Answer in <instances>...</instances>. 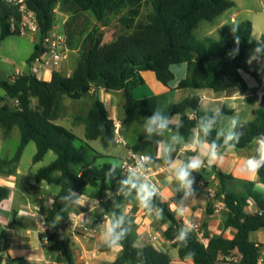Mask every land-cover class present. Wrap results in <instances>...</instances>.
<instances>
[{"label": "trees", "instance_id": "1", "mask_svg": "<svg viewBox=\"0 0 264 264\" xmlns=\"http://www.w3.org/2000/svg\"><path fill=\"white\" fill-rule=\"evenodd\" d=\"M144 1L26 0L28 9L36 16L42 35L55 26L54 9L59 8L60 12L68 15L64 25L67 46L77 50L80 58L74 72L68 77L53 71L51 81H46L32 72H23L13 79L0 80V90L3 91V94L0 93L2 134L8 137L15 127L20 132L17 151L12 158L0 160V170L4 165L17 164L30 142L37 147L34 163L42 161L50 151L55 153V160L40 168L35 175L37 182L45 181L60 187L45 218L46 230L40 236L42 248L48 252H61L66 264H75L71 247L60 234L58 222L54 227L52 224L57 215L62 217L64 225L70 224L72 207L88 186H99L110 192L98 193L100 201L91 229L96 230L103 225L108 215L114 216L113 222L122 218L117 231H126L121 241L122 250L114 264H173L171 256L161 248L153 244H138L126 227V214L122 206L134 201V196L138 194L132 184L139 185L143 183L142 179L125 174L121 164L105 160L113 157L102 155L89 144V141H99L104 149H108L116 143V123L110 118L106 104L97 97V91L102 88L124 91V129L139 117L149 119L154 113H159L166 121L180 116L178 124L167 123L164 129L150 125L149 130L130 147L135 152L149 155L152 162L155 133L158 131L175 132L185 141L198 132L202 142L209 146L215 144L217 151L226 150V136H219L218 126L233 110H203L200 98L190 95L167 108L162 106L159 96L136 99L133 90L145 84L142 72H153L168 87L175 78L171 67L186 63L187 75L178 88H211L216 93L227 94L248 88L244 74L262 80L248 59H264V36L260 40L253 37L249 20L223 26L219 40L211 37L198 40L196 37L195 32L203 21H212L221 16L234 6L233 1L150 0V11L143 16ZM20 17L16 7L0 0V44L10 36L20 35L12 30L11 24V19L17 24ZM111 19L114 20V39L108 44H100L95 37L100 28L108 26ZM237 26L236 32H233L232 28ZM40 51L41 47L37 44L29 62ZM87 93H91L92 105L85 115L74 117V125H85L84 140H81L56 121L61 117L66 96L78 101ZM15 101H18L17 105H10ZM252 115L250 122L239 125L233 131L240 136L236 150L251 147L255 138L264 134V108L254 110ZM77 140L81 142L80 147L75 145ZM193 156L186 157L185 163ZM198 174L204 184L213 176L218 180L219 195L225 203L223 231L233 228L235 233L232 237L227 238L223 234L211 236L206 220L201 229L206 242L198 239L193 231H190L186 243L178 241L176 236L185 226L156 189L150 201L151 210L143 207L144 211H157L156 218L167 225L162 232L163 239L177 249V256L181 260H189L193 264H219L232 255L239 257L238 264H258L263 255V246L250 240L249 234L264 229V193L255 188L254 181L237 179L216 165L208 167L207 161H204ZM258 175L264 184V167L259 169ZM10 193L9 187L0 185V204L9 198ZM252 202L257 205L253 212L249 210ZM213 206L210 202L206 205V216L214 214ZM3 238L0 235V245ZM109 250L104 244L100 249L101 252ZM2 251L0 246L1 261L4 260ZM12 260L8 259L7 264H11Z\"/></svg>", "mask_w": 264, "mask_h": 264}, {"label": "crops", "instance_id": "2", "mask_svg": "<svg viewBox=\"0 0 264 264\" xmlns=\"http://www.w3.org/2000/svg\"><path fill=\"white\" fill-rule=\"evenodd\" d=\"M231 1L234 2V6L232 8H235L236 11L229 13V10L231 9L230 8L221 16L210 21V25L205 27L203 30L205 35L204 39L211 37L219 40L223 26L233 22L238 23L246 21L245 19L238 20V17L246 15L245 17H249L247 20L252 23L253 37L257 40H260L262 36H264V0ZM56 15H59V22H61L64 28L68 15L60 12L59 10H57L55 16ZM203 22L199 25L198 29L201 28ZM56 24L57 23L55 21V25ZM56 26L59 28L58 25ZM198 29L196 31H198ZM215 33H219L218 37L214 36ZM27 37H29V39L35 44V47L37 44H39L40 38L38 36ZM2 47L3 44L1 43L0 50ZM250 58L252 60L253 57ZM249 59L248 62L250 66L258 73L262 80L258 81L252 78L250 75L244 74L243 77L248 84V88L245 91H235L227 94L225 92L216 93L211 88H178L177 86H179L180 81L186 78L187 75L186 63H179L171 67L175 78L168 85V87L160 82L153 72H142L145 84L136 87L133 90V96L136 99H146L152 96H159L161 98L162 106L166 108L180 103L189 95L198 96L200 98L201 109L203 110L221 111L224 108L233 110L232 113L226 116L218 126V131L220 133L221 125L225 122H228L229 130L233 132L234 129L239 125L247 124L253 119L252 112L254 110L264 108V59L261 58L262 64L259 66H254L251 61H249ZM28 64L29 70L26 72L21 71L20 73L32 72L33 62L28 61ZM40 71L44 72V77L38 78L51 81L53 70L42 69ZM40 71L35 75L38 76L39 73H41ZM56 71L60 72V74L62 73L60 68ZM70 71L71 72L66 75V77L71 76V74L74 72L73 70ZM16 75L18 74L13 75L10 79H13ZM96 94L97 97L106 104L110 118L113 119L115 123L122 124V119L124 117L123 107L126 101L124 91L102 88L97 91ZM233 116H237L239 119V123L235 128H232L231 126V119ZM139 119L140 117L135 120L133 124L139 121ZM179 120L180 116L176 115L170 118L167 123L176 125L178 124ZM132 125L123 131L124 138L128 139L130 147L135 144L140 135H142L144 132H147H141L140 135L132 138V134L129 132ZM198 134L199 133L196 132L190 140L188 139L185 141L175 132H157L156 146L154 150H157V157L162 158V156H166L167 161L161 162L154 167L150 165L149 171H151V173H148L149 179H147V182L149 185L154 186L156 191L161 194L166 202H169L170 204L173 202H180L183 204V208H185L186 211V218L189 221L200 222L203 224V222L207 220L209 225L208 231L211 236L215 237L223 234L225 237L230 238L235 233V230L233 228H229L223 231L225 206H220L218 211H214V214L211 217L206 216L205 209L207 203L206 201L202 200L200 196L204 188L200 190H192L194 194L185 198L184 187L179 181L175 179V169L181 164H186V157L194 155L192 158H199L203 162L207 161L206 153L209 151L210 146L208 143L202 142ZM227 134L228 133L222 135L220 133L219 136L224 137ZM78 138L84 140V138ZM90 142L91 141H89V144ZM257 147L258 145L254 140L251 147L246 149L236 150L235 148L232 151H229L228 149L224 151H217L223 157V160L221 162L218 159L214 165L219 167L225 173L234 175L237 179L254 181L255 188L258 189V191L264 193V184L260 182L258 172L249 174L242 173L240 171L243 161L248 157L254 156ZM110 148L103 149L108 151ZM169 149H171V151H169ZM127 150L129 151L130 148ZM98 152L106 157H116L114 154L101 151ZM119 157L123 159L125 156ZM105 160L109 161V158H106ZM16 165L17 164L4 165L0 170V185L9 187L11 191L9 198L0 204V235H3V239L5 240L3 250H5L9 255L8 259H13L11 264H66L61 252H48L42 248L43 244L40 236V234L42 232L44 233L46 230V215L50 211L52 202L60 190L47 196L43 193V187L46 191H48L47 188H50V186L54 184H47L45 181L29 182L23 186V189L18 190L16 188L18 181L17 175L21 174V170L16 167ZM199 170L191 172V175L197 178L198 186L203 184V181L200 180L198 176ZM212 178H214V176ZM189 179L191 178L189 177ZM258 185L260 187H257ZM99 188V186L96 188L88 186L85 189L84 194L78 198L72 207L70 224L63 226V222L60 225L58 224L59 222L57 223L59 226V232L64 237L66 236L64 234V230H66L67 237L65 238L71 247L70 250L74 257L75 264H114L115 260L120 254V251L122 250V247H120L116 252H114L113 249L104 252L100 251L98 258L96 257L95 249L103 245L102 234L105 231L106 226L109 223H112V217H110V219L108 218L103 225L99 226L92 235L87 233L76 235V233L71 230V224L74 219L75 222L78 221L83 223L88 221L86 220L88 219V213L93 216V213L97 209L100 201L97 196ZM179 196L180 199H177ZM136 202H138V206L142 210V217H146V219L151 222L153 220L152 216L157 214V211L145 212L140 204L138 195L134 196L133 202L126 203L122 206L124 213L127 214L130 210H132L133 205ZM194 206H197L196 212H189L190 209H194ZM256 209L257 205L252 202L249 210L253 212L256 211ZM70 230L72 232H70ZM163 231L164 230H162V232ZM252 235L255 236V238H252ZM249 238L250 240L263 246L262 256H264V229L251 232L249 234ZM139 244L147 245L150 244V242L147 239H144L139 241ZM164 244L169 245V242L164 241ZM158 248L161 247L158 246ZM161 250L165 252L164 249L161 248ZM174 250L175 252L177 251L176 248ZM8 259L4 257L3 261L0 260V264H7ZM236 260H239V257H236ZM173 264L193 263L173 262Z\"/></svg>", "mask_w": 264, "mask_h": 264}, {"label": "rangeland", "instance_id": "3", "mask_svg": "<svg viewBox=\"0 0 264 264\" xmlns=\"http://www.w3.org/2000/svg\"><path fill=\"white\" fill-rule=\"evenodd\" d=\"M150 0H145L144 1V5H143V13L142 15L144 16L145 14L149 13L150 11ZM236 9L235 8H231L229 10L230 12H235ZM246 15H242L240 17H238V20H242L245 19L247 20L249 17H245ZM264 16V15H263ZM262 16V17H263ZM55 21H56V25L59 26V34H62L64 32V28L63 25L61 24V22H59V15L55 16ZM59 22V23H58ZM256 22V21H255ZM210 25V21H204L201 28L198 29V31H196V36L199 40L204 39L205 35L203 33V30L205 27H208ZM1 31V29H0ZM219 33H215L214 36L218 37ZM114 20L111 19L108 23V26L106 27H102L100 28L99 32L97 33L95 39L96 41H98V43L100 44H108L110 43L113 39H114ZM3 47L0 50V80L4 81V80H8L10 79L13 75L15 74H19L21 71H28L29 70V58L33 55L34 51H35V44L29 39V37H27V35H15V36H10L9 38H7L4 42H2ZM73 51H77V50H73V49H69V53L68 56L62 61L61 65H60V70H61V75H68L71 71L70 70H75L77 62H78V58L79 57V53L77 52H73ZM251 63L254 66H259L262 64V59L260 57H253L251 60ZM41 72V71H40ZM60 73V72H59ZM38 77L43 78L44 77V72L39 73ZM0 93L3 94V91L0 90ZM64 109L62 111L61 117L56 121L57 124H60L62 126H65L66 128L70 129V131H72L76 136L80 137V138H84V129H85V125L84 124H80V125H74V117L77 115H85L87 113V111L89 110L90 106L92 105V98L86 96L81 100L75 101L72 100V98L69 97H65L64 99ZM12 103H10V105H12ZM148 118H142L140 117L139 121H137L136 123H134L131 127V130L129 131L130 134H132V138L140 135L141 132L144 131H148L150 128V125L148 124ZM118 124V123H116ZM229 123L225 122L224 124L221 125L220 127V133L222 135L228 133L229 130ZM120 126V130L118 131L119 137L121 138L122 142L120 143H115L114 146H112L108 151H105L101 145V143L99 141H91L90 144L93 146V148H95L98 151L101 152H105V153H109V154H114L116 157L113 158H109L110 162H113L117 165L121 164V158L119 156H125L127 154V149L130 148V144L128 142L127 138H124L123 135V131L124 128L122 127V124H118V127ZM163 131H158V133H161ZM157 133V132H156ZM156 133H155V146H156ZM125 134V133H124ZM117 137V136H116ZM130 140V138H129ZM20 144V132L19 129L17 127H15L10 135L5 138L2 134V129L0 128V160L3 159H10L14 156L15 151H17L18 147ZM75 145L77 147H80L81 142L80 141H76ZM37 151V147L36 144L34 142H30L27 147L25 148V150L23 151L21 158L19 160V162L17 163L16 167H18L21 170V174L17 175V189L21 190L23 189V186L26 183L29 182H34V175L36 174V172L42 168V167H46L49 164H51L55 158L56 155L53 151L48 152L42 161L34 163L33 162V157L35 155ZM157 150H153L152 153V158L153 161L151 162V166L154 167L157 164L161 163V162H166V156H162V158L157 157ZM120 159V160H119ZM148 173H151V171H149ZM190 178H194V183L192 184V190H197V189H203V191L201 192L200 196L201 199L206 201V205H208V203L210 202L211 204H213L214 206L219 204V202L223 201L222 197L219 195V185H218V180L214 177V178H210L209 181L207 182V184H201L200 186L197 185V178H195L193 175L190 176ZM143 183L148 184L147 181H144ZM47 185V184H45ZM91 187V186H90ZM101 189V192H100ZM48 191H46L43 187V193L46 194L47 196L50 195L51 193H56L60 190V187L57 185H51L50 188H47ZM102 191L104 193H110L106 190H104V188L102 189L99 188L98 193H102ZM211 192L212 194H214V199L211 201L210 199H208V192ZM177 199H180V196L177 197ZM169 203V202H168ZM170 205V203H169ZM215 209V208H214ZM197 210V206H194V209L191 210L189 212H196ZM141 211V212H140ZM97 213V209L94 211L93 216H91L90 213H88V221L85 222H80L79 224H84L90 227L91 222L93 220V218L95 217ZM74 217V216H73ZM110 217L113 218L114 220V216L112 215H108L107 219ZM75 218V217H74ZM142 217V210L139 208L138 206V202L134 203L132 210H130L127 214H126V222H127V229L130 233H132L134 235V237L137 239V242L139 244V241L146 239L147 237L145 236V228H143L141 225H139V222L141 220ZM152 221L149 222V229L151 231H153L154 233L159 235V247H161L162 249L165 250V252H167L173 262H184V263H192L189 260H181L179 259H175L178 258L177 257V252H175V248L172 246L171 243H169V245L164 244V239L162 236V230H164L165 227H167V225H164L162 223V220H158L156 218V214H154V216H152ZM112 220V222H113ZM59 225L62 223V220L60 219L58 221ZM75 223V219L72 222V224ZM200 223V222H198ZM71 224V225H72ZM201 224V223H200ZM63 226H65L63 224ZM202 226V224H201ZM71 230L73 232L76 233V235H81V234H85L83 231V228L79 225H76V227H71ZM70 230V232H72ZM64 234L66 235L65 237H67V233L66 230H64ZM252 238H255V236L252 235ZM141 244V243H140ZM101 246L97 247L95 249V253H96V257L98 258L99 256V252H100ZM118 250L117 249H113L114 252H116ZM262 258L264 259V256H262ZM219 264H238V260H236V257L234 256H229L228 258H226L224 261H222ZM264 264V262H263Z\"/></svg>", "mask_w": 264, "mask_h": 264}, {"label": "built area", "instance_id": "4", "mask_svg": "<svg viewBox=\"0 0 264 264\" xmlns=\"http://www.w3.org/2000/svg\"><path fill=\"white\" fill-rule=\"evenodd\" d=\"M9 5L16 7L17 11L20 13V20L16 24L13 19H11L12 30L18 31L20 35L27 36H38L40 38L39 45L41 51L31 62H33L32 73L37 74L42 69H49L56 71L60 68L62 61L68 56L69 47L67 46L65 32L59 34L58 28L55 25L54 28L42 35L39 23L36 19L35 14L28 9L26 0H4ZM58 8L53 10L54 15L57 13ZM18 101L13 104L17 105ZM120 126L116 124L115 136L117 143L122 142L119 137L118 131ZM150 157L147 154L141 152H135L129 150L128 154L121 160V168L125 174H132L133 176H139L142 181H147L149 179L148 171L150 170ZM208 199L211 201L214 199V194L210 191L208 192ZM183 206L180 202H173L169 205L170 210L176 214V217L181 220L182 225L185 227H191L192 231L196 234L197 238L203 242L206 240L203 238L202 226L198 222H191L186 218V211L183 208V215H177V210L180 206ZM220 206H225L224 201L219 202V204L213 206L214 211H218ZM80 222H75L71 227H76L79 225L83 228L84 233L94 234L96 230L91 229L89 226L84 224H79ZM139 225L145 228L146 239L150 244L159 246V235L151 231L148 227L150 225L146 217L141 218ZM264 259L261 257L258 264H263Z\"/></svg>", "mask_w": 264, "mask_h": 264}, {"label": "clouds", "instance_id": "5", "mask_svg": "<svg viewBox=\"0 0 264 264\" xmlns=\"http://www.w3.org/2000/svg\"><path fill=\"white\" fill-rule=\"evenodd\" d=\"M238 26L232 28L233 32H236ZM238 43V40H237ZM257 52L260 51L259 48L256 49ZM229 55H233L229 53ZM251 61V58L249 59ZM239 123V119L237 116H233L231 119V126L235 128ZM148 124L154 126L158 129H164L167 127V121L162 118L159 113H154L152 117L149 118ZM205 134H207V130L205 129ZM240 136L235 132L229 131L225 137L224 143L227 145V149L232 151L236 148V144L239 143ZM230 141H235L236 143H229ZM255 142L258 145L256 148V155L246 158L240 171L242 173H257L260 168L264 167V134H261L259 137L255 138ZM171 151V149H169ZM207 155V164L208 167L214 165V163L219 159L221 162L223 157L217 152L215 144L209 147V151L206 153ZM204 162L199 158H191L186 164H181L178 168L175 169L174 175L175 179L180 182V184L185 189V198L189 195H193L192 184L194 183V178L189 179L192 171L199 170L203 166ZM124 183H129V181H125ZM133 187L137 189L138 198L142 207L151 210L150 201L152 197L155 195V188L152 185L141 183L139 185L133 183ZM257 187H260L259 185ZM177 215H183V206L181 205L177 210ZM162 219V210L161 216ZM62 219L61 216L57 215L55 221L52 226L54 227L56 223ZM122 218L109 223L105 231L102 234L103 244L106 245L110 249H117L121 247V241L124 239L125 231H117L122 224ZM192 231L191 227H184L179 230L176 239L178 241L187 242L188 235Z\"/></svg>", "mask_w": 264, "mask_h": 264}, {"label": "water", "instance_id": "6", "mask_svg": "<svg viewBox=\"0 0 264 264\" xmlns=\"http://www.w3.org/2000/svg\"><path fill=\"white\" fill-rule=\"evenodd\" d=\"M85 96L92 97V96H91V93H87V94H85ZM4 243H5V240L2 239V241H1V245H0V246L2 247V249H3V245H4ZM2 256L5 257V258H7V259H8V257H9V255L7 254V252H6L5 250L2 251Z\"/></svg>", "mask_w": 264, "mask_h": 264}]
</instances>
